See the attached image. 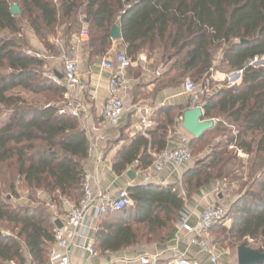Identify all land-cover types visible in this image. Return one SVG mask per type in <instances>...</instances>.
Masks as SVG:
<instances>
[{
    "label": "trees",
    "instance_id": "trees-1",
    "mask_svg": "<svg viewBox=\"0 0 264 264\" xmlns=\"http://www.w3.org/2000/svg\"><path fill=\"white\" fill-rule=\"evenodd\" d=\"M16 2L21 11L14 15L12 7L16 3L0 0V118L8 113L7 122L0 127V160L11 162L16 158V166L10 163L9 168H15L29 187L70 198H75L80 190L83 195L85 163L91 146L80 119L59 113V107L51 102L38 106L21 95L9 94L18 87L36 95L51 93L63 99L65 93V87L46 74L42 58L28 53L20 38L3 34L21 33L18 16L29 19L35 34L47 47V34L58 19L74 18L83 8V20L90 25L87 48L92 59L105 56L112 48L111 29L119 24L125 53L135 62V68H142L137 59L143 52L158 51L169 61L175 58L170 70L162 75L164 82L159 89L180 87L187 77L208 78L214 49L220 48L226 72L241 70L242 79L211 95H201L199 103L203 105L204 118L217 121L212 129L194 140L202 141L209 132L225 124L235 128L236 135L228 136L220 143L222 149L213 150L184 172L186 194L174 183L147 182L127 187L134 205L111 211L101 219L95 248L99 254H116L146 245L159 234L172 236L186 200L196 190L224 177L228 165L237 158V154L228 151L233 145L254 158L250 181L243 184L245 191L234 202L228 230L239 240H260L258 249L264 252V65L253 64L264 57V0ZM173 71L176 73L172 74ZM189 107V104L159 107L156 113L163 115L164 121L158 120L149 128L148 136L137 133L124 144L115 156L113 171L122 175L131 166L148 169L154 162L153 153L168 147V135L175 122L173 112L183 116ZM195 141L190 142V148ZM14 177L12 174L9 179L11 191L15 189ZM0 221L18 230L16 235H4L0 229V264H27L28 260L35 264L49 263L57 226L50 222L44 209L13 207L0 199ZM219 225L223 222L216 226Z\"/></svg>",
    "mask_w": 264,
    "mask_h": 264
},
{
    "label": "rangeland",
    "instance_id": "rangeland-1",
    "mask_svg": "<svg viewBox=\"0 0 264 264\" xmlns=\"http://www.w3.org/2000/svg\"><path fill=\"white\" fill-rule=\"evenodd\" d=\"M10 1L17 4L16 0ZM84 16V9L80 8L74 18L63 19L60 17L57 24L52 27L50 32L47 34V40L49 43V46L47 47L45 46L44 42H42L41 39L35 34V31L33 30L32 26L30 25L29 19L26 16H18L21 27L20 34H11L8 31L3 32V34L7 36L15 35L16 37L20 38L23 42L24 48L28 53L37 55L45 61L44 70L46 71V74L49 77L54 78V72L63 73V48L61 47V45H63L65 49L70 48L74 35L81 31L82 28H87L90 32V25L83 20ZM74 19L77 20L76 23H74ZM59 41L61 42V44L59 43ZM86 51H89V47ZM119 52H125V49L123 50L120 48L119 50H116L115 55ZM143 54L148 56L149 62L146 65H142L141 69L135 68V70H133V72L131 73L132 78H136V81L132 84L133 89L131 90V99L128 101V103H126L129 111L126 114L123 123L114 129L115 133L121 134L120 139H126L128 137V135L122 128V125L130 123L132 119L131 110L133 109V105L137 102H140L143 104L154 106L153 98L157 93L159 87L164 82V76L162 75L170 70L171 65L175 61V58L172 61L162 58V54H160L158 51L151 54L143 52ZM222 55V50L220 48L214 49L213 68L211 69V75L208 78L187 77L185 82H193L199 88H201L204 93L207 94V96L216 92L225 85L231 86L238 84L241 81L242 76L231 77V75L236 71L231 73L226 72V68L222 63ZM253 64L255 66L264 65V57L259 60H255ZM158 71H160V75L157 74ZM137 73L140 74L137 75ZM145 73L147 75H144ZM175 73L176 72L173 71L172 74ZM9 94L21 95L24 99H26L27 102L33 103L38 106H43L51 102L59 107L64 101L62 97L56 94L49 93L36 95L23 89L22 87L14 89ZM156 112H158V108L154 110V114L151 118L153 123H156L158 120L160 122L164 121V116ZM173 113L175 115V122L170 129L176 133L178 127L182 128V117L179 120L177 112ZM7 120L8 113L0 118V127H2L7 122ZM207 120H211V118ZM213 120L215 122L217 121V119ZM184 133L185 136L191 139V141H195L192 135L187 131H185ZM236 133L237 131L235 128L225 124V126L221 129L209 132L202 139V141H195L191 146L193 162L190 164V166L196 165L197 161L200 159L207 158L213 152V150L222 149V146L220 147V143L223 144L228 136L236 135ZM119 140H117V142ZM110 147V144H108L107 150ZM228 151L230 154H237V158L228 165L225 170L226 173L224 177L213 180L210 184L196 190L191 198L196 193H201L203 190H213L212 193H214V195L218 197L217 202L228 205L230 207V210L232 211L234 202L239 198L241 193L245 191V188H243V184L250 181L249 174L252 169L251 159L254 158V156L250 157L244 152H242V154H239L236 147L231 148V146L228 148ZM10 163L16 166V158L11 160V162H8V160H0V199L4 200L6 204H9L13 207H40L45 210L47 218L55 226L59 225V222L65 220L71 208L75 206L80 199L82 191L80 190L75 198H70L62 196L58 193L52 194L44 189H35L29 187L24 181V178L20 175H17L16 171H14L15 168L13 170L9 168ZM12 174L15 175L14 179H12V182H15V189L13 191H11L9 188V185L11 183V181L9 182V179H11ZM175 185L178 190L186 194L185 187L183 186V179H178L175 182ZM191 198L186 200L187 203ZM230 226L231 217L228 216L224 220L223 225L214 227L210 233V237L213 239L220 252L219 264H238V247L241 244H247L248 246H251L255 249H258V246L260 245V240L258 239L244 238L239 240L233 238L228 230ZM13 227V225H9L5 221H0V229L4 235H16L18 230L13 229ZM174 234L172 232L171 235ZM171 237L172 236L168 238L165 234L163 236H160L159 234V236L153 237L150 242L145 244L146 246H152L157 243L163 245L164 249H166L168 248L167 245L169 244ZM161 264H170V262L169 260H164L161 261Z\"/></svg>",
    "mask_w": 264,
    "mask_h": 264
},
{
    "label": "built area",
    "instance_id": "built-area-1",
    "mask_svg": "<svg viewBox=\"0 0 264 264\" xmlns=\"http://www.w3.org/2000/svg\"><path fill=\"white\" fill-rule=\"evenodd\" d=\"M57 1V0H56ZM90 41V33L87 28H82L75 35L70 48H63L62 59L64 63L63 77L54 76V81L65 87L64 101L59 106V113L68 114L81 119L83 102L75 97L74 92H83L86 84L82 77L80 67V47H85ZM61 44V42L59 41ZM258 60V59H256ZM137 62L146 65L149 62L148 56L141 53ZM135 64L125 52H119L113 57H105L101 62L103 70H109V95L101 113V125L104 129L118 126L129 111L125 96L130 91L131 86L127 79V73L131 66ZM160 75V71L157 72ZM184 91L190 94L189 108L201 107L199 103L204 91L191 81L184 84ZM137 116V122L133 125L136 133L148 136L147 132L152 126V116L154 110L150 106L136 105L132 107ZM204 111V110H203ZM179 133V132H178ZM178 142L172 148H166L159 153H153L154 162L149 167L158 173L172 167L173 171L182 179L184 172L182 168L190 166L193 162V154L190 148L191 139L185 135L178 134ZM94 149L99 148V139H89ZM231 148H234L231 145ZM242 154L241 150H238ZM151 177L146 179L150 182ZM134 205V199L130 195L127 187L121 188L116 194L103 191L96 176L85 170L83 178V195L79 202L73 206L65 220L57 225L55 230V242L50 251L48 264H75L72 259V250L80 249L86 251L89 257H97L99 252L95 248V236L98 224L101 219L111 211H119ZM230 207L224 203L214 202L204 208L196 215V222L192 223V212L183 208L180 212L176 224L177 244L180 240L185 241L187 250L196 248L198 251L206 253L211 264L220 263V252L213 239L210 237L211 229L230 216ZM181 251L174 248L176 254L170 258V264H200L196 259L188 255V251ZM166 260V259H165ZM121 264H161L160 255L143 254L131 259L120 260ZM11 264H16L12 262ZM27 264H35L28 260ZM82 264H91L84 262Z\"/></svg>",
    "mask_w": 264,
    "mask_h": 264
},
{
    "label": "crops",
    "instance_id": "crops-1",
    "mask_svg": "<svg viewBox=\"0 0 264 264\" xmlns=\"http://www.w3.org/2000/svg\"><path fill=\"white\" fill-rule=\"evenodd\" d=\"M120 48L123 50L125 49V45L122 43V41H113L112 48L108 51V53L103 57L95 59L90 58L89 53L86 51V46L80 47L79 49L80 67L83 80L86 84V89L81 93L74 92L73 95L82 99L83 110L80 121L86 129L89 139H99V148L97 150L94 149L90 144V156L86 160L85 170L92 172L99 180L102 190L111 194H116L118 190L124 187H129L138 183L144 184L148 177H151L150 182H157L160 184H175V182L179 179V176L170 166L160 173H158L155 169L148 168L138 170L135 166H131L129 169H133L136 173V179L134 181L130 180L126 173L117 175L113 171V161L117 152L124 144L129 142L137 134L133 130V125L137 122V116L134 114L133 110H131L132 119L130 123L122 125V128L128 135L126 139H120L121 134L115 133L114 129L117 126L104 129L101 125V113L109 95L108 86L111 75L109 70L102 69L101 62L105 57H113L116 50H119ZM134 66L132 68L135 69ZM133 70H128L127 73V79L130 83L131 89L125 96L126 103H128V101L131 99V90L133 89L132 84L136 81V78H132L131 76ZM144 75L147 74L145 73ZM189 101L190 94L184 91V85H182L176 88L159 89L153 98L154 106L137 102L133 105V107L136 105H145L150 106L153 110L165 105H180L185 107L189 104ZM181 117L182 116L178 113L179 120ZM124 118L121 124L123 123ZM155 124L156 123H153L152 121L151 128L154 127ZM178 132L182 135H185V131L182 128L178 127L176 133L170 130L168 135V148H172L177 144L179 137ZM117 140L119 141L117 142ZM108 144H110L111 147L107 150ZM189 167L191 166L182 168L181 172H185ZM212 191L213 190H203L201 193H196L188 203L186 201L184 209L193 213L191 218L192 223L196 222V215L199 214L203 208H206L209 204L217 202L218 197H216ZM61 223L62 221L59 222V225ZM177 238L178 237L176 233L172 235L171 240L167 245L168 248L166 249H164L163 245L156 243L152 246L142 245L132 247L116 254H99L97 257L92 258L89 257V254L86 251L73 249L72 259L75 264H82L86 261L91 264H121L120 260L122 259H131L143 254H157L160 255L161 261H164L165 259V261H170V258L173 256V254H176L174 248L177 247L181 251L187 250V244L185 241L180 240L179 244H177ZM187 251L188 255L191 258L196 259L200 264H211L206 253L200 252L196 248H189Z\"/></svg>",
    "mask_w": 264,
    "mask_h": 264
},
{
    "label": "water",
    "instance_id": "water-1",
    "mask_svg": "<svg viewBox=\"0 0 264 264\" xmlns=\"http://www.w3.org/2000/svg\"><path fill=\"white\" fill-rule=\"evenodd\" d=\"M20 8L17 4L12 7V13L17 15L20 13ZM111 38L113 41L122 40V32L119 24H114L111 29ZM247 64H251L250 61ZM60 78L63 77L62 73H56ZM243 71H236L231 77H241ZM215 126L213 119L207 120L204 118V111L201 107H193L185 110L182 116V128L192 135L193 138L203 136L208 130ZM126 175L130 180L136 179V173L133 169H128ZM264 263V252L255 249L247 244H241L238 247V264H261Z\"/></svg>",
    "mask_w": 264,
    "mask_h": 264
}]
</instances>
